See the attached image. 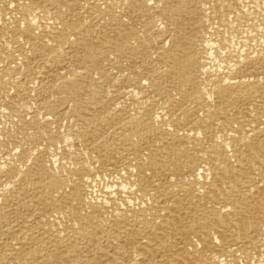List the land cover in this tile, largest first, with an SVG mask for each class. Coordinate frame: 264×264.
Wrapping results in <instances>:
<instances>
[{
    "label": "bare ground",
    "instance_id": "1",
    "mask_svg": "<svg viewBox=\"0 0 264 264\" xmlns=\"http://www.w3.org/2000/svg\"><path fill=\"white\" fill-rule=\"evenodd\" d=\"M262 5L0 0V264H264Z\"/></svg>",
    "mask_w": 264,
    "mask_h": 264
},
{
    "label": "rangeland",
    "instance_id": "2",
    "mask_svg": "<svg viewBox=\"0 0 264 264\" xmlns=\"http://www.w3.org/2000/svg\"><path fill=\"white\" fill-rule=\"evenodd\" d=\"M262 6H263V5H262ZM259 9H260V10H259ZM262 9H263V11H264V6H263ZM262 9H261V8H258V10L260 11V13H259V12L257 13L258 10L256 9L255 14H254V18H255L256 20L253 18V19H252L253 21H252V20L250 21L251 23H252V22H253V23H252V24L250 23V24H251L250 26H249V25H246V26H248V29H244V31H243L241 34H239V37L243 35L242 37L239 38L240 40H241V38H242V40H243L244 37H246L247 35H248V36H249V35H250V36L255 35L254 33H257L256 30L259 31V30L261 29V27L263 28V29H261V30H262L261 34H264V33H263V30H264V25H263V24H264V14H263ZM256 15H258V16H256ZM259 16H261V17L259 18ZM256 17L259 19L260 22L258 21V19H257ZM260 19H261V20H260ZM256 21H257V22H256ZM255 23H256V25H255ZM257 23H258V25L261 24L262 26H259V27H258V26H257ZM253 24H254V27L252 26ZM249 28L252 29V30L249 31V30H250ZM256 28H258V29H256ZM253 29H254V30H253ZM245 30H248V33H249V34H247V31H245ZM261 30H260V31H261ZM244 32H245L246 34H245ZM250 32H252L253 35H251L252 33L250 34ZM243 33H244V34H243ZM250 36H249V37H250ZM261 37H262V38H261ZM259 38L261 39V40L259 39V41H263V40H264V35H259ZM254 41H255V42H254ZM254 41H253V44H256L257 42H259V41H258V38H257V39L255 38ZM101 185H102V187H101ZM101 185L98 184V186H97L98 189H102V188H104L103 185L105 186V185H106V182H105V183L102 182Z\"/></svg>",
    "mask_w": 264,
    "mask_h": 264
}]
</instances>
